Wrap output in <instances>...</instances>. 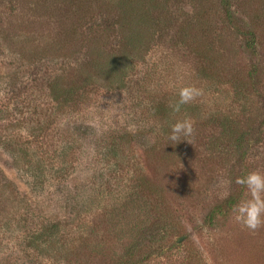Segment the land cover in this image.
Wrapping results in <instances>:
<instances>
[{"label":"rangeland","instance_id":"rangeland-1","mask_svg":"<svg viewBox=\"0 0 264 264\" xmlns=\"http://www.w3.org/2000/svg\"><path fill=\"white\" fill-rule=\"evenodd\" d=\"M230 4L234 28L220 0H0V264H264V227L219 209L264 172V128L243 159L221 130L264 121V0ZM188 86L202 95L174 113ZM52 225L65 252L34 244Z\"/></svg>","mask_w":264,"mask_h":264},{"label":"trees","instance_id":"trees-1","mask_svg":"<svg viewBox=\"0 0 264 264\" xmlns=\"http://www.w3.org/2000/svg\"><path fill=\"white\" fill-rule=\"evenodd\" d=\"M120 3H122V2H120ZM220 5H221V8H222L223 13H224V18H225V19H223L224 22L229 27L234 28V24H235L234 23V16H233V13L231 11L230 0H220ZM152 6L153 5L151 4L150 7L153 8ZM153 9H156V8L154 7ZM147 21H151V20H147ZM123 24H124V22H123ZM138 27H139L138 25L137 26H133V28H130L129 26L127 27V29L132 32L131 33V36L133 35V37H138V36L140 37L144 33ZM141 27L143 28V30L145 29L143 27V25ZM235 30L238 31L237 28ZM239 37L242 38V40H243V48L245 49V52L251 58H255L258 55L257 54V49H256V46H257V43L256 42L258 41V39H257V35L254 33V31L248 29V30L244 31L243 33H240L239 34ZM130 46H131L130 49H132L133 51L129 50L130 51L129 54H131V52H137L139 50V49L134 50L135 47H136V45L134 43H132ZM124 57H125L124 54H122L118 60L121 61L122 59H124ZM117 67H118L117 62L116 61H112V64H111L110 68L109 69H106V70H103L99 75L102 78H107L110 83L114 84L115 82H118V79H119V78L114 79L117 76L116 71H115V69H117ZM125 77H126V74L124 73V79H125ZM249 78H250L251 82L253 83V75H249ZM171 100H172V98L170 97L169 94L163 95V97L161 99V101L164 104H167L165 106H168L171 103ZM165 114L166 115L161 114L159 116V118L161 119V121L163 119H165L166 116H168L167 110H166ZM254 117H255V115H253V118ZM247 119H250V121H252L251 114L248 115ZM222 120H224V121L221 122V126H223V127H221V130L223 132H225L226 138H227V140L230 141V144H231V147L233 148V150H235L237 153H241V157L240 158L243 159L244 156L246 155L247 148L251 145L252 137L253 138H259L262 135V129L264 128V121H262L257 126H253V124H252V126H248V124H247L245 126V129H244L243 132H241V133H235L233 131V127L235 125L234 120H232L231 118H227V116H224ZM224 202L225 203H223V206H221L220 208L218 207V208L219 209H224L225 212H226V210L227 211L228 210H231L232 209V206L237 201H236L235 198H231V199L228 198ZM219 209H217L216 211H214V213H212L211 216L208 218V220H207V223L208 224H211L213 222V219H215V217L217 215H222V216L224 214L226 215L225 212H220ZM215 214H216V216H215ZM52 228L54 230L56 228V226H53L52 225V226L42 227V229L40 230V232L38 234H36V240H35L34 244L37 243L38 246H40L42 244V242H43L46 245V242H44L42 240L44 237H46V239L49 242H50V240H52L50 243H47L48 244L47 245L48 251L53 250V251L56 252V254H59L63 250V248L55 247L53 245L54 244L53 241H56L58 237H55V235L53 234ZM39 238H41V240ZM138 245L139 244H136L134 246V248H130V252H129L128 256L132 257L131 255H133V253L135 254V252L137 251ZM67 247L70 250V248L73 247V245L71 243H69V246H67ZM67 247H65V248H67ZM62 252H65V251H62ZM126 262H128V259H126ZM123 264H124V255H123Z\"/></svg>","mask_w":264,"mask_h":264},{"label":"clouds","instance_id":"clouds-1","mask_svg":"<svg viewBox=\"0 0 264 264\" xmlns=\"http://www.w3.org/2000/svg\"><path fill=\"white\" fill-rule=\"evenodd\" d=\"M202 95V91L192 86L183 87L178 93V100L170 105L174 113L181 110V106ZM193 134V124L189 119L178 120L171 127L169 139L174 142ZM232 181H225L229 188ZM235 183L246 191V196L232 206L235 222L249 231H256L264 227V172L251 171L236 178ZM227 194V192H226Z\"/></svg>","mask_w":264,"mask_h":264}]
</instances>
